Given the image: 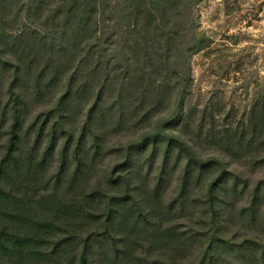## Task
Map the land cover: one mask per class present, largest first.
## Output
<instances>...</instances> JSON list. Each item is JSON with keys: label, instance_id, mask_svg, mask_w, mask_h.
I'll return each instance as SVG.
<instances>
[{"label": "trees", "instance_id": "1", "mask_svg": "<svg viewBox=\"0 0 264 264\" xmlns=\"http://www.w3.org/2000/svg\"><path fill=\"white\" fill-rule=\"evenodd\" d=\"M197 1L0 0V264H264V96L190 123Z\"/></svg>", "mask_w": 264, "mask_h": 264}, {"label": "rangeland", "instance_id": "2", "mask_svg": "<svg viewBox=\"0 0 264 264\" xmlns=\"http://www.w3.org/2000/svg\"><path fill=\"white\" fill-rule=\"evenodd\" d=\"M116 15L120 18L122 11ZM184 16L185 44L199 38L207 46L189 62L191 83L185 110L190 113V123L195 127L202 120L205 134L212 123L208 116L213 113L217 127L224 122L235 125L246 115L252 97L264 96V0H198ZM180 72H185L181 66ZM132 138L128 134L112 139L111 144ZM214 149L206 140L200 151L206 156ZM113 158L112 154L105 158L95 178L103 177ZM263 173L264 169L250 177L254 180ZM177 174L167 196L176 187ZM198 254L195 251L182 264H195Z\"/></svg>", "mask_w": 264, "mask_h": 264}]
</instances>
